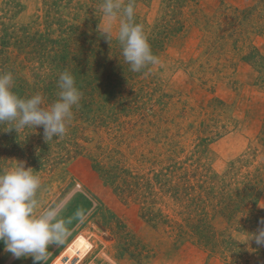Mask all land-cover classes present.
<instances>
[{
	"label": "rangeland",
	"instance_id": "rangeland-1",
	"mask_svg": "<svg viewBox=\"0 0 264 264\" xmlns=\"http://www.w3.org/2000/svg\"><path fill=\"white\" fill-rule=\"evenodd\" d=\"M101 2L0 0L13 91L48 106L67 70L82 93L63 137L0 125V173L25 162L37 212L69 229L47 264H264L249 240L264 218V0H134L158 58L140 72L102 36ZM77 237L93 248L68 259ZM0 264L32 258L0 242Z\"/></svg>",
	"mask_w": 264,
	"mask_h": 264
},
{
	"label": "clouds",
	"instance_id": "clouds-1",
	"mask_svg": "<svg viewBox=\"0 0 264 264\" xmlns=\"http://www.w3.org/2000/svg\"><path fill=\"white\" fill-rule=\"evenodd\" d=\"M100 9L102 36L110 42L115 34L131 71L140 72L147 65L158 62L143 25L135 22L134 0H102ZM14 84L12 73L0 72V125H7L8 130L16 132L42 127L45 141L63 137L73 107L79 104L82 96L73 74L67 70L60 73L58 98L48 106L40 93L27 98L18 96L13 91ZM40 185L38 173L25 167L23 161L0 173V242L13 258L31 257L32 264H47L49 246L62 245L70 234L56 207L37 212L36 194ZM75 218L82 220L83 213L78 210ZM258 225L249 240L264 247V218L259 219Z\"/></svg>",
	"mask_w": 264,
	"mask_h": 264
},
{
	"label": "bare ground",
	"instance_id": "bare-ground-1",
	"mask_svg": "<svg viewBox=\"0 0 264 264\" xmlns=\"http://www.w3.org/2000/svg\"><path fill=\"white\" fill-rule=\"evenodd\" d=\"M93 248V245L83 239L82 237H77L65 250L64 256L71 259L73 256H77L80 260L83 259ZM61 263V261H59ZM63 264V263H61Z\"/></svg>",
	"mask_w": 264,
	"mask_h": 264
}]
</instances>
